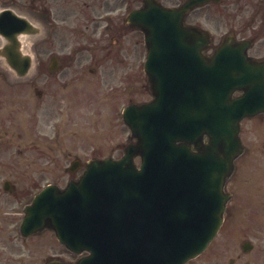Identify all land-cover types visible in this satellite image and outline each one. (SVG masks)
Masks as SVG:
<instances>
[{
  "label": "water",
  "instance_id": "obj_1",
  "mask_svg": "<svg viewBox=\"0 0 264 264\" xmlns=\"http://www.w3.org/2000/svg\"><path fill=\"white\" fill-rule=\"evenodd\" d=\"M206 1L148 4L129 17L146 33L154 96L124 111L137 142L119 160L88 162L65 190H43L26 209L25 232L54 230L67 247L90 253L79 264H185L206 250L222 225L225 185L244 151L240 123L264 113V76L242 47L224 42L207 57L209 33L185 25ZM24 17L12 7L0 11V59L21 64L22 73L33 64L26 47L39 35ZM235 91L244 94L233 99Z\"/></svg>",
  "mask_w": 264,
  "mask_h": 264
},
{
  "label": "flooded vegetation",
  "instance_id": "obj_2",
  "mask_svg": "<svg viewBox=\"0 0 264 264\" xmlns=\"http://www.w3.org/2000/svg\"><path fill=\"white\" fill-rule=\"evenodd\" d=\"M17 1L43 33L35 42L32 77H18L9 63L0 60V151L14 147L17 142L22 155L28 148L29 152L37 153L36 157L48 153L56 158L58 142L79 137L81 147L71 145L72 150L63 157H121L125 147L120 142L123 98L135 93L139 81L142 82L140 88L144 87L150 96L143 102L152 97L145 72L146 36L136 22H128V16L147 4L177 7L187 0ZM7 4L9 0H0V5ZM219 12L228 15L231 28L217 38L199 16L206 15L211 20ZM186 23L212 33L206 55L214 54L226 41L222 37L231 34L227 42L244 43L249 59L259 62L264 74V0H213L192 10ZM106 78L110 81L103 86L99 81ZM135 102L139 101L133 97L128 99L129 104ZM262 117L264 114L255 119ZM76 120H82L81 125L85 122L90 125V132L73 131ZM248 121L250 119L242 123V139L243 127ZM106 137L110 138L107 144ZM25 169V166H0V264H49L58 258L66 264H75L86 253L77 255L65 248L54 232L46 229L26 236L21 231L25 208L35 196L28 193L33 185L16 178V174L26 172ZM82 171L83 167L75 175ZM234 178L227 188L229 192L238 193ZM231 186H236L235 191ZM234 197L233 193L227 217L238 213L233 206ZM252 228L249 230L256 227ZM255 231L260 232L261 228ZM254 235L232 249L226 264H264V235Z\"/></svg>",
  "mask_w": 264,
  "mask_h": 264
},
{
  "label": "rangeland",
  "instance_id": "obj_3",
  "mask_svg": "<svg viewBox=\"0 0 264 264\" xmlns=\"http://www.w3.org/2000/svg\"><path fill=\"white\" fill-rule=\"evenodd\" d=\"M212 18L213 19L210 20L206 15L199 16L203 24L211 27L217 38H220L222 34L230 30L231 22L228 20L227 14L219 12L218 14H214ZM26 48L30 51L31 44ZM103 80H105L104 84L102 83ZM109 81L110 79L106 78L100 79L99 82L103 86H107ZM141 85L142 82L139 81L135 93L123 98L121 110L128 104V99L130 97H133L134 100L139 102H143L150 98L145 88H140ZM81 121L82 120H76L75 126L72 128L73 131H89L88 128L90 125H87L86 122L84 125H81ZM121 129L120 142L121 144H125L128 141L129 131L124 127L122 120ZM243 131V138L248 152L239 162L238 172L234 178L235 182L233 184H236L238 188V195L233 204V206H236L238 209V213L235 212L234 215L228 216L229 218L226 222L228 225L220 232L210 249L206 254L190 264H226L228 263L229 257L232 255V249H236L242 245L243 241L246 240L248 236H255L254 234L264 235V233H260L264 231V117L246 122ZM109 141L110 138L106 137V144L109 143ZM73 144L77 147H81L79 145V137L73 138L69 142H58L57 157L54 158L48 153H42L40 157H36L37 153L29 152L28 148L25 149L22 155L19 153L18 148L20 147L16 142L14 147L11 148V146H9V148L0 151V166H25L27 170L25 169L24 171L26 172L16 174V178H20V182L33 185L29 187L30 190L28 193L35 195L47 184H66L70 176L74 175L67 171V168L74 161V158L63 157V154L67 155V153L72 150L70 147ZM92 144L94 145V143ZM41 145L45 146L46 144L42 143ZM88 160L89 158L81 159L83 163ZM4 162L6 164H4ZM31 168L34 169V172L28 173L27 171ZM44 170L47 171L42 172ZM233 187L235 191L236 186ZM233 187L231 186L232 189ZM250 202H253L255 205L250 204ZM252 227H256L254 228L255 230L261 228V231L249 230V228L253 229ZM42 257H44V255ZM34 264L39 263L35 262Z\"/></svg>",
  "mask_w": 264,
  "mask_h": 264
}]
</instances>
